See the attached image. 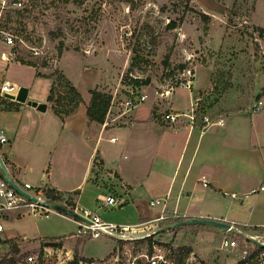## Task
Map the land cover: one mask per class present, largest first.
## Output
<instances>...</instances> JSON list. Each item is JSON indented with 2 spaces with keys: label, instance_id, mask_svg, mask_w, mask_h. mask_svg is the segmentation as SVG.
<instances>
[{
  "label": "rangeland",
  "instance_id": "obj_1",
  "mask_svg": "<svg viewBox=\"0 0 264 264\" xmlns=\"http://www.w3.org/2000/svg\"><path fill=\"white\" fill-rule=\"evenodd\" d=\"M33 6L28 16L20 11H8L6 15L10 28L40 51L35 55L30 49H20L18 58L35 63L44 72L42 77L51 82L55 79L53 73L60 71L57 65L63 54L64 66L75 80L82 79V68L96 69L97 81L100 76L102 78L98 87L113 95L111 106L120 111L125 110L124 101L133 89L139 94H147L148 101L162 115L170 99L160 97L161 92L170 85L177 87V94L191 91H184L179 86L188 76L183 75V71L190 68L195 79L194 67L199 66L198 63L214 68L211 76L213 89L208 96L212 104L215 96L221 97L228 91L248 100L235 104L227 116L239 125L241 131L245 130L241 152L246 161L245 169L254 172L252 178L248 177L247 187L236 190L238 198L233 201L244 220L253 216L251 221H264V191L249 193L252 188L259 190L264 185V109L257 113L250 111L264 90L263 85L256 90L257 81L264 82V32L258 30L264 28V0H63L54 9L37 0ZM171 20L177 22L176 28L168 27ZM53 33L59 37L55 39ZM88 55L93 60L84 57L89 58ZM135 56L144 59L135 60ZM165 61L171 65H166ZM179 64H185L186 68L180 70L177 68ZM14 72H17L16 68H12L13 75ZM24 73L30 72L26 70ZM203 77L204 71L200 69L197 83L200 84ZM8 78L11 79L9 74ZM132 78L148 83L135 86L130 83ZM32 87L34 93L44 97L47 80L36 81ZM208 92L207 89L201 90L199 96L207 97ZM195 107L198 118L207 115L205 107ZM255 132L258 143H262L260 146L254 143ZM150 199L144 197L141 209L153 217L156 211L150 207ZM105 217L116 223L127 222L133 218V211L128 205L110 206ZM5 227L7 233L22 236L11 238L12 242L23 244L27 240L28 246L36 251L40 247L41 254L43 247L56 244L59 236L65 237L66 248L58 250L54 245L52 257L42 259L40 264H68L76 254L80 258L92 259L96 264H125L128 255L163 254L167 258L171 253L169 247L174 251L181 246H191L195 252L184 264L239 262L238 252L221 248L224 235L215 236L210 246L199 241L196 244L198 231L188 227L161 230L150 240L123 242L121 245H125L128 254L122 253L120 263L114 260L117 241L105 236L71 237L69 235L77 232V225L58 214L47 218L11 215ZM258 234L264 236V230ZM157 242H163L164 246L157 245ZM67 248H72L71 259Z\"/></svg>",
  "mask_w": 264,
  "mask_h": 264
},
{
  "label": "crops",
  "instance_id": "obj_2",
  "mask_svg": "<svg viewBox=\"0 0 264 264\" xmlns=\"http://www.w3.org/2000/svg\"><path fill=\"white\" fill-rule=\"evenodd\" d=\"M8 50L0 43V54ZM88 56L84 57L93 60ZM64 61L65 54L57 67L84 100L77 112L66 120L57 116L47 101L51 80L38 76V73L45 75L41 69L19 59L0 60V74L7 79L9 74L10 81L28 88L27 100L46 104V110L40 111L27 103H7L0 112V127L9 137L8 143L0 148V154L11 178L20 184L46 185L49 192H56L61 198L66 196L69 206L78 204L92 209L104 220L116 223L105 217L110 206L103 201L106 196L113 195L121 207L128 205L133 211L130 221L118 224L148 222L160 216L161 208H153L156 211L153 217L142 211L141 202L148 196L150 200L167 199L165 213L172 215L168 222L178 218H208L250 228L246 232L249 236L259 235L258 231L264 230V221H251L253 216L244 220L233 201L238 198L236 190L246 188L248 177L252 178L254 172L245 169L246 161L241 152L245 130L241 131L239 125L227 116L235 104L248 100L228 91L221 97L215 96L212 104L208 96L213 89L211 76L214 68L198 63L199 66L194 67L196 77L190 93L177 94L176 87L165 108V112L188 114L192 105H198L205 107L213 121L220 118L225 121L223 126L203 130L204 122L199 118L194 123L189 117H181L175 125L166 123L163 114H159L148 99L125 114L111 106L104 123L90 122L87 116L90 90L98 87L102 78L100 76L98 82L96 69L84 67L82 79L75 80ZM12 68L17 69L14 75ZM200 69L204 71V79L199 84L196 78ZM26 70L30 73L25 74ZM43 80H47V91L41 97L34 93L32 86ZM257 83L256 90L264 86V82ZM206 89L209 90L207 97H200V91ZM261 97L264 99V90ZM254 143L262 144L258 143L257 132L254 133ZM232 193L237 195L236 198L230 196ZM197 231L196 244L199 241L210 246L217 235L230 238L229 232L222 228L206 226ZM6 236L21 235L6 231ZM64 240L63 236L56 240L61 243L58 250L66 248ZM67 249L71 259L72 248Z\"/></svg>",
  "mask_w": 264,
  "mask_h": 264
},
{
  "label": "built area",
  "instance_id": "obj_3",
  "mask_svg": "<svg viewBox=\"0 0 264 264\" xmlns=\"http://www.w3.org/2000/svg\"><path fill=\"white\" fill-rule=\"evenodd\" d=\"M46 5L54 9L58 3L63 0H42ZM37 0H0V42L9 48L8 51H3L0 54L2 61L9 62L12 59H16L20 55V49H30L35 55H39L40 51L37 48L30 46L24 37H21L19 33L10 28L7 21L8 11H20L25 16H28L33 11V5ZM11 9V10H9ZM183 75H188L185 81H181L179 86L191 89L193 87V75L192 70L188 68L183 71ZM21 86L17 83L5 78L0 74V112L7 103H18L16 97L20 92ZM175 86L170 85L163 92L160 97L167 99L171 96ZM148 99V95L145 93H138L133 89L130 91V96L124 101L125 110L123 113H128L139 106L141 103ZM194 109H191V113L180 112H164L163 118L166 123L175 125L181 117H189L192 123L198 119L197 113H195L196 107L192 105ZM264 108L263 97L258 98L251 106V112L257 113ZM111 107L108 113H110ZM199 119L204 122L202 129H208L213 126H223L225 121L223 118L213 121L208 115H202ZM115 140V139H113ZM9 137L5 129L0 127V148L7 144ZM13 179V178H12ZM15 184L26 194L37 198L38 201H31L20 192H18L8 181H6L1 165H0V263L1 260L16 259L14 264H40V261L48 260L53 255L54 244H49L43 247V254H41L40 247L36 248L28 246L27 240L22 244L21 242H12L11 238L6 236L5 223L11 215L16 217L24 214H29L36 218H47L52 214H58L65 218L73 220L77 225V232L75 236L81 237L90 235L92 238H99L101 236L109 237L118 242L116 247L117 254L115 262H122V253L128 254L125 245H121L123 242L136 241L139 239H149L153 235L159 232V227L162 223L171 218L172 215H166L165 210L167 208L166 198H156L150 201L151 208H161L162 214L157 218L148 222H139L135 224H118L114 222L106 221L102 216L88 208H83L76 204L75 206H69L67 203V197H59L58 194H48V188L46 185L34 186L31 183L24 182L18 183L14 179ZM204 186H207V182H204ZM264 191V186L260 189H255L253 192ZM232 198H236V194H230ZM106 205L111 207H118L122 204L113 196L108 195L103 200ZM46 202V203H44ZM47 202L56 203L65 206L78 214H80L86 221L69 216L61 211L57 210ZM255 237L261 244H264V236L255 235ZM259 245V244H258ZM221 248L224 250H230L231 252L239 253V261H243L244 264H264V247L256 249L254 245L242 244L240 245L236 239L223 238L221 241ZM17 251V253H15ZM145 259V260H144ZM71 261V260H70ZM171 261L166 255L163 254H140V255H128L125 264H170ZM78 264H96L93 262H86L80 260ZM105 264V263H103Z\"/></svg>",
  "mask_w": 264,
  "mask_h": 264
},
{
  "label": "trees",
  "instance_id": "obj_4",
  "mask_svg": "<svg viewBox=\"0 0 264 264\" xmlns=\"http://www.w3.org/2000/svg\"><path fill=\"white\" fill-rule=\"evenodd\" d=\"M206 18V16H204ZM177 22L174 20H171L168 24V27L173 29L176 28ZM261 33L264 32V28L258 29ZM52 36L56 39L59 37V34L53 33ZM62 49H60V53ZM19 59V58H18ZM134 59H144L139 56H135ZM22 63H27L23 59H19ZM166 65H171L168 61L164 62ZM31 66L36 67L35 63H28ZM177 68L180 70H183L186 68L185 64H179L177 65ZM55 79L52 80L49 95L47 97L48 103L51 104V107L54 111V113L59 116L62 120H66L69 116L75 114L80 107V105L84 102L83 97L81 93L78 91V89L74 86V84L61 72V71H55L53 73ZM38 76H42L40 73H38ZM52 77V75H51ZM130 83L134 84L135 86H141L143 84H147V81L140 80L138 78L130 79ZM91 94V100L89 104L87 105V116L90 122H98V123H104L106 120V117L108 115V112L111 107V103L113 100V95L109 92L100 90L99 87H95L90 90ZM49 195H51V192H48ZM186 220V218H178L173 221L169 222H177ZM167 223H163L165 225ZM182 227H188L193 229H200L202 227H206L205 225H199V224H191L187 226ZM213 227V226H212ZM239 229L247 232L249 228L244 226H237ZM179 227H174L169 230H176ZM214 228V227H213ZM166 230V231H169ZM225 230V229H223ZM253 230H261V228H253ZM227 231V230H225ZM161 232V231H159ZM230 233V232H229ZM82 237V236H81ZM85 239L91 238L90 235L83 236ZM231 239H236L240 245L242 244H249L254 245L256 249H261L262 247L254 242H252L249 239H246L242 236L236 235L234 233H230ZM151 239V238H150ZM149 239V240H150ZM156 243V242H155ZM58 247L61 246V243L54 244ZM157 245H163V242H157ZM169 247V246H168ZM151 249V248H150ZM170 254L167 256L171 263L170 264H184L185 260L193 253V248L191 246H181L177 250L172 249V247H169ZM17 253V251H15ZM152 253V252H150ZM86 261V262H93L92 259H86V258H80L78 254L74 256V258L69 261L68 264H78L79 261ZM16 262L15 258L9 259V260H1L0 264H14ZM237 264H244L243 261H239Z\"/></svg>",
  "mask_w": 264,
  "mask_h": 264
},
{
  "label": "water",
  "instance_id": "obj_5",
  "mask_svg": "<svg viewBox=\"0 0 264 264\" xmlns=\"http://www.w3.org/2000/svg\"><path fill=\"white\" fill-rule=\"evenodd\" d=\"M28 93H29L28 88L21 87L20 92L18 93V95L16 97V100L20 103H27L28 105H32L40 111H45L46 110V104L45 103L39 104L37 102H32L31 100H27L28 99ZM0 165H1L3 175L6 179V181L9 182V184H11L18 192H20L22 195L27 197L29 200L38 201L37 198H34V197L30 196L29 194H26L20 188H18V186L15 184V182L11 178V176H10L6 166H5V163L2 159L1 154H0ZM44 203H46V202H44ZM47 203L49 205L53 206L54 208H56L57 210L61 211L62 213H65V214L72 216L74 218L86 221L80 214H78L77 212H75V211H73V210H71L65 206H62V205H59L56 203H52V202H47ZM191 224H199V225L222 228V229L227 230L230 233H234L236 235L242 236L246 239L251 240L252 242H254L256 244H259L261 247H264V244H261L255 237L247 235V233L245 231H243V230L239 229L237 226L232 225V224H230L226 221H223V220H215V219H208V218H189L186 220L171 222L169 224H165V225L159 227V231L169 230V229L174 228V227H182V226H187V225H191Z\"/></svg>",
  "mask_w": 264,
  "mask_h": 264
}]
</instances>
